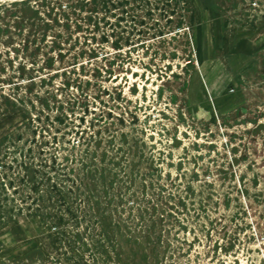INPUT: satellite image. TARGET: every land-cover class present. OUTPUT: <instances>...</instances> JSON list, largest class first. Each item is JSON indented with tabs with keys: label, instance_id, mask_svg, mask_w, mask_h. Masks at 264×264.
<instances>
[{
	"label": "rangeland",
	"instance_id": "rangeland-1",
	"mask_svg": "<svg viewBox=\"0 0 264 264\" xmlns=\"http://www.w3.org/2000/svg\"><path fill=\"white\" fill-rule=\"evenodd\" d=\"M0 264H264V0H0Z\"/></svg>",
	"mask_w": 264,
	"mask_h": 264
}]
</instances>
